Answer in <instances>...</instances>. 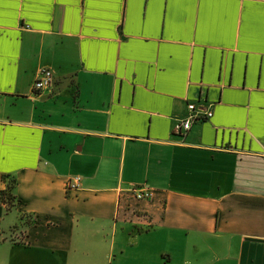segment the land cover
<instances>
[{
	"label": "crops",
	"instance_id": "obj_1",
	"mask_svg": "<svg viewBox=\"0 0 264 264\" xmlns=\"http://www.w3.org/2000/svg\"><path fill=\"white\" fill-rule=\"evenodd\" d=\"M4 175L0 264H264V0H0Z\"/></svg>",
	"mask_w": 264,
	"mask_h": 264
},
{
	"label": "built area",
	"instance_id": "obj_2",
	"mask_svg": "<svg viewBox=\"0 0 264 264\" xmlns=\"http://www.w3.org/2000/svg\"><path fill=\"white\" fill-rule=\"evenodd\" d=\"M53 81L52 72L48 69H42L39 71L37 77L35 78L32 84V92L33 94H37L44 89H48ZM187 112L186 115L180 119V121L175 126L176 133H184L189 130L191 125L200 121L204 118H208L211 115V111H203L201 107L197 106L193 102H189L186 105ZM79 177H74L68 181L66 185V189L70 190L75 188L76 182H78ZM132 194L136 199H147L150 197V191L147 186L141 185L137 187H133L131 189Z\"/></svg>",
	"mask_w": 264,
	"mask_h": 264
},
{
	"label": "trees",
	"instance_id": "obj_3",
	"mask_svg": "<svg viewBox=\"0 0 264 264\" xmlns=\"http://www.w3.org/2000/svg\"><path fill=\"white\" fill-rule=\"evenodd\" d=\"M3 178L6 182V186L0 192V198L5 211L8 212L14 207L15 203L18 202V199H16L15 195L12 192L16 181L13 177H10L8 175H4Z\"/></svg>",
	"mask_w": 264,
	"mask_h": 264
},
{
	"label": "rangeland",
	"instance_id": "obj_4",
	"mask_svg": "<svg viewBox=\"0 0 264 264\" xmlns=\"http://www.w3.org/2000/svg\"><path fill=\"white\" fill-rule=\"evenodd\" d=\"M28 219H29L28 216H25V215H24V218H23L22 221H23V222H27V221H29ZM12 238H13V237H12ZM13 239L17 241V239H15V238H13Z\"/></svg>",
	"mask_w": 264,
	"mask_h": 264
}]
</instances>
